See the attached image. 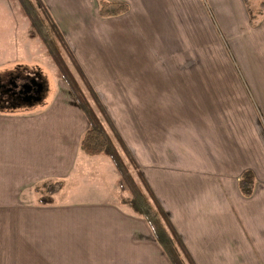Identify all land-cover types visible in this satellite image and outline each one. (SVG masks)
Here are the masks:
<instances>
[{
  "label": "crops",
  "instance_id": "0c3cea01",
  "mask_svg": "<svg viewBox=\"0 0 264 264\" xmlns=\"http://www.w3.org/2000/svg\"><path fill=\"white\" fill-rule=\"evenodd\" d=\"M43 1L91 82L87 57L135 51L123 63L141 67L127 95L134 137L98 94L195 263L264 264V0H108L129 9L103 18L118 26L102 42L83 25L81 44ZM83 1L58 10L78 15ZM1 47L0 67L14 65L13 42ZM87 127L72 96L0 109V264H170L122 202L112 160L80 149ZM45 179L63 187L42 204L33 187Z\"/></svg>",
  "mask_w": 264,
  "mask_h": 264
},
{
  "label": "trees",
  "instance_id": "16d2710c",
  "mask_svg": "<svg viewBox=\"0 0 264 264\" xmlns=\"http://www.w3.org/2000/svg\"><path fill=\"white\" fill-rule=\"evenodd\" d=\"M15 1L28 21L31 35L38 38L44 46L46 54L56 66L59 77L66 84L72 98L88 122V127L79 141L80 149L88 155L104 154L112 160L119 173L118 187L122 202L129 204L145 220L170 264H196L129 147L117 130L99 94L86 77L67 39L45 2L43 0ZM96 1L98 4L97 15L100 18L118 16L129 9L128 4L123 1ZM62 51H64L85 85L91 100L107 123L111 134L105 130L94 108L69 71ZM115 142L127 162L116 147ZM254 186L255 178L252 171H243L238 179L240 192L244 196H251ZM62 187V179H45L37 182L33 190L36 193L38 202L47 204L52 202L53 194L59 192Z\"/></svg>",
  "mask_w": 264,
  "mask_h": 264
},
{
  "label": "rangeland",
  "instance_id": "374dc122",
  "mask_svg": "<svg viewBox=\"0 0 264 264\" xmlns=\"http://www.w3.org/2000/svg\"><path fill=\"white\" fill-rule=\"evenodd\" d=\"M60 1L62 0H49L53 9L56 10L57 13L59 11L62 14L59 15V22L65 29L73 32L72 34H68V36L78 39L76 43L79 42V44H81L82 42L79 41L81 38H78L82 34H78L77 32L83 29V25L95 28V32L87 33V35L90 37L89 40H95L98 42H102V31L104 26H118V22H116V20L111 19L109 21L100 18L97 15L96 0H84L83 3H85V12H80L78 15L74 14L73 12L69 13V11L58 10L60 8ZM12 42L15 46V64L12 66L9 65L0 67V75L1 77H4L5 75L31 74L32 76H36L38 80L42 82V97L39 101L32 103L29 107L37 106L38 104H49L56 99H60L61 97L67 99L71 98L66 84L59 77L56 66L46 54L44 46L38 38L31 35L27 19L23 16L17 2L15 0H0V45L4 46L1 48L4 49L5 52L6 50L7 52H10ZM111 52L113 53V56H107L105 57V60L94 58L90 59L87 57L86 64L92 82L89 79L88 80L97 93L101 95L103 101L111 111L112 116L117 120L123 121L125 123L126 129L128 130V134L134 137V120L136 115L133 112L134 108L130 107L134 106L136 101L135 98H129L127 95L134 93L132 90L134 89V80L135 77H138L137 74L139 71H141V67L140 65H137L135 69L134 65H130L131 61L128 59L127 66L123 64L126 61L125 54L128 56V53H130L132 56L133 52H135L134 50L125 49L123 52L121 50H115ZM140 52L145 53L144 51ZM140 52L139 55H141ZM149 52L150 51H148V53ZM62 54L69 71L75 78L89 103L94 108L105 130L111 134L107 123L96 109L93 101L90 98L89 92L74 69L72 63L64 51H62ZM121 54H123L122 58L120 57ZM138 59L140 60L139 64L144 63V60L140 56ZM107 61L110 63H107ZM1 62L2 61L0 60V64ZM149 62L150 60L147 62L148 65L145 67L142 65V69L147 74L150 73ZM25 109H28L26 105L16 108H5V110L19 111ZM115 145L127 162L116 142ZM131 171L134 174L132 169Z\"/></svg>",
  "mask_w": 264,
  "mask_h": 264
},
{
  "label": "flooded vegetation",
  "instance_id": "af4514ba",
  "mask_svg": "<svg viewBox=\"0 0 264 264\" xmlns=\"http://www.w3.org/2000/svg\"><path fill=\"white\" fill-rule=\"evenodd\" d=\"M43 84L31 74L0 75V109L16 108L39 101ZM4 107V108H1Z\"/></svg>",
  "mask_w": 264,
  "mask_h": 264
}]
</instances>
